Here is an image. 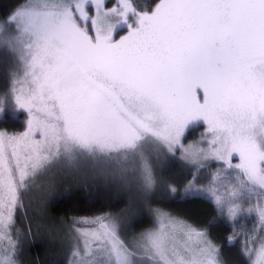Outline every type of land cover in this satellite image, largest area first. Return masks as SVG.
Returning <instances> with one entry per match:
<instances>
[{"label": "snow or ice", "instance_id": "obj_1", "mask_svg": "<svg viewBox=\"0 0 264 264\" xmlns=\"http://www.w3.org/2000/svg\"><path fill=\"white\" fill-rule=\"evenodd\" d=\"M121 23L129 30L116 39ZM0 48L19 65L0 112L10 97L28 113L23 131H0V264H24L15 214L39 173L87 157L116 165L114 179L146 197L149 146L197 169L215 162L212 184L189 180L182 195H206L233 222L255 213L264 231V0H159L151 11L133 0H24L0 22ZM199 119L202 140L186 146ZM151 211L158 225L131 246L120 217L74 220L69 264H226L207 231ZM242 252L264 264V237Z\"/></svg>", "mask_w": 264, "mask_h": 264}, {"label": "trees", "instance_id": "obj_2", "mask_svg": "<svg viewBox=\"0 0 264 264\" xmlns=\"http://www.w3.org/2000/svg\"><path fill=\"white\" fill-rule=\"evenodd\" d=\"M24 0H0V22ZM139 10L151 11L159 0H133ZM121 30V29H120ZM117 31L116 35L121 31ZM8 51L0 49V93L11 87L10 57ZM25 111L12 114L5 111L0 116V131L16 133L26 126ZM204 124L191 127L186 140H192L201 131ZM178 160L167 161L166 175L156 176L154 190L148 196H134L130 187L114 176L102 175L98 170L83 166L76 161H64L58 166L49 167L51 175L43 196L25 197L24 208L15 214V228L26 236L21 259L24 264H68L71 246L56 237L58 224L63 223L68 231L72 222L84 217H99L113 212L128 214L131 227L121 230V234L133 240L137 233L155 224V215L151 209H160L176 216L197 229L205 230L209 238L222 249L226 264H250L242 249L254 243L262 230L255 213L243 214L235 222L227 217V210L221 213L214 202L206 195L186 198L182 195L188 181L195 178L196 186L212 184V174L218 166L197 169ZM56 170L52 172V170ZM98 169V167H97ZM52 180V183H51ZM234 183V176L231 177ZM32 185H30L31 188ZM170 187H175L173 194ZM29 188V189H30ZM45 189V188H44ZM227 185L219 187L218 194L224 195ZM256 200L245 203L244 207L254 206ZM29 229L31 231L29 232ZM231 237V241L229 240Z\"/></svg>", "mask_w": 264, "mask_h": 264}, {"label": "rangeland", "instance_id": "obj_3", "mask_svg": "<svg viewBox=\"0 0 264 264\" xmlns=\"http://www.w3.org/2000/svg\"><path fill=\"white\" fill-rule=\"evenodd\" d=\"M117 3V0H107V6L108 7H112L113 5H115ZM132 26L135 27L136 26V23L135 21L133 20L132 21ZM121 29V30H120ZM121 31L120 34L116 35L117 31ZM128 26L127 24L125 23H121L118 25L117 29H116V32H115V38L118 39L121 35H124L126 34V32L128 31ZM2 49V48H0ZM9 55V59L11 61L10 63V66H11V72L17 70V68L19 67L18 65V62H17V58L16 56H14L13 54L11 53H8ZM11 81V79H9ZM5 111H9L11 112L12 114H17L18 112L22 111L25 115V120L27 121L28 119V113L25 109L23 108H15L12 103H11V98L9 97V103L8 105L4 108L3 112H0V116L5 113ZM198 123H202L204 124L203 120L202 119H199L197 121H194V122H191L188 126V130L193 127V126H196L198 125ZM205 124H204V127L201 131H199L196 135V137L192 140H186V137H185V140H184V144L187 146L189 144H195L197 142H200L202 140V133H204V128H205ZM10 133V132H9ZM13 133V132H12ZM199 146H203V147H206V143L202 144V145H199ZM145 154L148 156L150 162L153 164L154 166V171H155V180L157 179L156 176H159V177H162V176H165L166 175V171L165 170V166H166V162L168 161H172V160H178L177 158L180 157V152H177L175 156H165L163 160H160L158 159V156L159 154L151 148V146H149L146 151H145ZM181 161H183L182 159H180ZM79 163L83 166H86L88 165L90 168L92 167L94 170H98V173L99 174H102V175H109L110 177L111 176H116L117 172H118V168L116 165H101L100 163H98L97 161L91 159V158H79L78 159ZM235 162H238L237 160H234V163ZM98 167V169H97ZM49 168L46 169L45 171L39 173L33 183L31 184V188L29 189L30 191V195L29 196H43L41 193L46 191V188H48V184L50 183H47L46 185V182H49L50 178H51V175L50 173L48 172ZM56 171L55 169L52 170V172ZM214 174V173H213ZM212 174V175H213ZM165 178V177H162V179ZM195 179V178H194ZM123 182V181H122ZM51 183H52V180H51ZM125 185H127L128 187H130V190L132 191L133 195L134 196H144L141 194V192L138 190V187L137 185L134 183V182H124ZM203 186V185H201ZM205 186V185H204ZM197 187H199V185H197ZM206 187V186H205ZM45 188V189H44ZM165 212V211H163ZM167 213V212H165ZM169 214V213H167ZM111 215L113 216H116V217H120L122 220H125L126 222H130L129 220L130 217H128V214L126 215H121V213H116V212H113ZM171 215V214H170ZM173 216V215H171ZM173 217H176V216H173ZM86 219H89V220H92V219H95L96 217H84ZM155 224L151 227H148L146 229H152L154 227H156L158 225V220H157V217L155 216ZM80 219V218H79ZM59 226L57 227V230H56V233H54L56 235V237L59 239V241L61 242H64L66 241L69 245V233L66 228V226L64 225V222L63 223H60L58 224ZM76 227H98V225L96 224H77ZM121 234V233H120ZM261 237H264V231H262V234L260 235V237L254 241V243L250 244V248H256L259 246V241L261 239ZM121 238L124 239L126 241V243H129V245L131 246L132 243L134 242V239L131 240V238L128 240L126 239L122 234H121ZM71 246V245H70ZM70 259H71V255H70ZM69 259V260H70ZM68 264H69V261H68Z\"/></svg>", "mask_w": 264, "mask_h": 264}]
</instances>
